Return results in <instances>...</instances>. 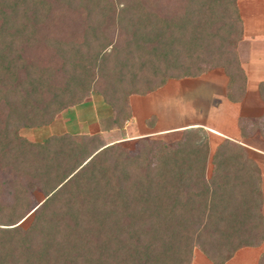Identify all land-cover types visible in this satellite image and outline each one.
Instances as JSON below:
<instances>
[{"label": "trees", "instance_id": "1", "mask_svg": "<svg viewBox=\"0 0 264 264\" xmlns=\"http://www.w3.org/2000/svg\"><path fill=\"white\" fill-rule=\"evenodd\" d=\"M242 27L237 0H0V166L17 174L7 204L0 189V264H191L194 248L225 264L247 246L264 264L260 173L240 146L221 140L207 175L201 127L140 136L134 154L102 133L130 120L128 95L216 67L241 100ZM93 91L112 110L100 132L18 135ZM241 126L264 137V114ZM27 177L45 196L24 228Z\"/></svg>", "mask_w": 264, "mask_h": 264}, {"label": "rangeland", "instance_id": "2", "mask_svg": "<svg viewBox=\"0 0 264 264\" xmlns=\"http://www.w3.org/2000/svg\"><path fill=\"white\" fill-rule=\"evenodd\" d=\"M240 1L239 5L241 6ZM259 3H261L260 0ZM240 40L235 45L237 55L240 51ZM209 89L205 76H200L199 78L189 77L181 80H168L166 85L152 92L144 95L138 93L128 95L127 102L134 107V113L137 118L144 119L147 117V128H140L139 134L132 136L125 133L119 134L116 129L115 132L111 131L108 134L109 140L117 142L118 149L128 154H134L139 149H144V143H141L140 136L149 140L146 144L151 145L152 148L159 147L163 142L169 143V145L174 144L181 137V128L203 118L204 110H207L212 100ZM102 101V97L93 91L80 104L68 106L58 112L48 124L39 127L25 126L18 129L17 133L22 138L33 143H42L48 137L57 134L62 135L67 132L72 133V135L80 133L91 134L95 133L96 130L100 132L102 127L97 122L106 118L112 112L111 107L105 105ZM156 116L159 119V125H168L169 131L161 134L150 129L156 123ZM203 139L207 141V147L209 140L211 147L218 142L217 136L213 132H207V130L203 134ZM251 163L256 166L252 160ZM211 169L212 165L208 161L207 175L211 173ZM16 175V173H10L7 169L0 166L1 200L4 204H7L9 199L13 197L12 182ZM21 187L28 193L30 201V207L20 222V225L26 228L33 219L32 209L43 201L45 194L39 189L37 182L33 181L32 178L29 179V177L26 180H22ZM262 245L264 247V242ZM250 259L251 257L249 256L246 263L243 264H252ZM200 261L205 262L202 264H210L204 258H201Z\"/></svg>", "mask_w": 264, "mask_h": 264}, {"label": "crops", "instance_id": "3", "mask_svg": "<svg viewBox=\"0 0 264 264\" xmlns=\"http://www.w3.org/2000/svg\"><path fill=\"white\" fill-rule=\"evenodd\" d=\"M260 2L259 0H241L240 4L242 5L240 6L239 0H237L241 21H243L241 46L238 52L243 69L242 74L245 77V91L242 99L238 102L229 101L227 98L228 77L225 76L223 68L216 67L210 69L196 77L205 76L206 84H209L212 96L210 106L207 110H204L201 120L193 121V123L184 126V128L196 125L197 127H201L205 132L207 130V132H213L217 136L218 142L214 146L211 147L210 140L208 141L209 155L207 156L209 161H211L210 157L214 154L218 143L223 139H228L231 143L240 146L244 154L243 157L249 161L252 160L256 164L255 167L258 173H260L262 193L261 212L264 213V137L258 130L251 132L245 129L247 132H243L241 129V124L245 122V119L260 118L264 114V103L259 93V84L264 81V20H262L264 19V1L260 0ZM129 105L132 108V116L124 128L117 130L119 134L125 133L132 136L139 134L140 128H147V117L144 119L137 118L134 113V107L131 103ZM99 122L97 123L99 124ZM150 129L161 134L169 131L168 125H159L157 116L155 125ZM115 130L111 128L102 133L108 136L111 131L115 132ZM260 252L261 247L254 248L247 246L240 248L225 264H243L246 263L249 256L251 257L252 264H256ZM201 258L213 264L200 250L194 248L191 264L205 263L200 261Z\"/></svg>", "mask_w": 264, "mask_h": 264}]
</instances>
